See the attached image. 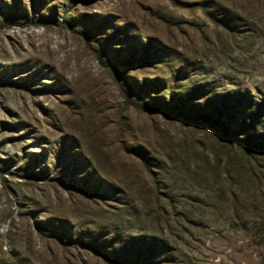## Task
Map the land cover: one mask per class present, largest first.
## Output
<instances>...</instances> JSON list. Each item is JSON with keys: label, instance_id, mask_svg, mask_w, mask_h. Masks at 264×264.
Returning <instances> with one entry per match:
<instances>
[{"label": "rangeland", "instance_id": "374dc122", "mask_svg": "<svg viewBox=\"0 0 264 264\" xmlns=\"http://www.w3.org/2000/svg\"><path fill=\"white\" fill-rule=\"evenodd\" d=\"M0 264H264V0H0Z\"/></svg>", "mask_w": 264, "mask_h": 264}, {"label": "trees", "instance_id": "16d2710c", "mask_svg": "<svg viewBox=\"0 0 264 264\" xmlns=\"http://www.w3.org/2000/svg\"><path fill=\"white\" fill-rule=\"evenodd\" d=\"M252 144H256V143H253V142H251Z\"/></svg>", "mask_w": 264, "mask_h": 264}]
</instances>
